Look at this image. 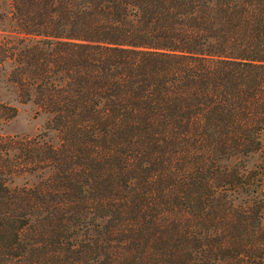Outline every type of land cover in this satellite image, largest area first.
I'll use <instances>...</instances> for the list:
<instances>
[{"label": "trees", "instance_id": "1", "mask_svg": "<svg viewBox=\"0 0 264 264\" xmlns=\"http://www.w3.org/2000/svg\"><path fill=\"white\" fill-rule=\"evenodd\" d=\"M8 14L0 67L60 142L0 136V264H264V0Z\"/></svg>", "mask_w": 264, "mask_h": 264}, {"label": "rangeland", "instance_id": "2", "mask_svg": "<svg viewBox=\"0 0 264 264\" xmlns=\"http://www.w3.org/2000/svg\"><path fill=\"white\" fill-rule=\"evenodd\" d=\"M11 0H0V15L6 14L0 21V31H8L12 28L10 24ZM10 66L0 67V136L34 137L40 133H47L54 145L60 142L59 134L55 130L48 129L51 116L40 112L33 102H25L20 96L19 89L9 81L8 72ZM11 108L17 110L16 115ZM26 181L33 184L38 181L36 177L27 176L16 179L15 184L23 186Z\"/></svg>", "mask_w": 264, "mask_h": 264}]
</instances>
